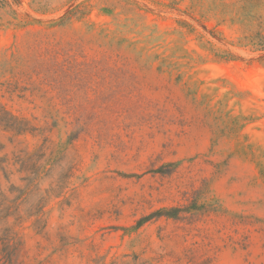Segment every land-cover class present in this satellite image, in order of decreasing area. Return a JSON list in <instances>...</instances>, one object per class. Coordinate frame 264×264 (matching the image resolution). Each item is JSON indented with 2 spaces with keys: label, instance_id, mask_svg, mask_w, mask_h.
I'll return each mask as SVG.
<instances>
[{
  "label": "rangeland",
  "instance_id": "374dc122",
  "mask_svg": "<svg viewBox=\"0 0 264 264\" xmlns=\"http://www.w3.org/2000/svg\"><path fill=\"white\" fill-rule=\"evenodd\" d=\"M0 264H264V0H0Z\"/></svg>",
  "mask_w": 264,
  "mask_h": 264
},
{
  "label": "trees",
  "instance_id": "16d2710c",
  "mask_svg": "<svg viewBox=\"0 0 264 264\" xmlns=\"http://www.w3.org/2000/svg\"><path fill=\"white\" fill-rule=\"evenodd\" d=\"M10 119L11 122L10 124H7V127L12 128L16 133H22L28 129L27 120H25L24 118L18 117L14 114H10ZM165 215L169 216L168 214Z\"/></svg>",
  "mask_w": 264,
  "mask_h": 264
}]
</instances>
